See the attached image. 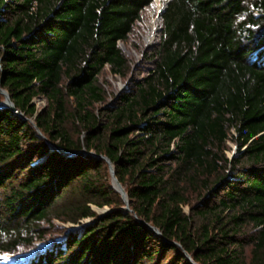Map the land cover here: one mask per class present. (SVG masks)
Returning a JSON list of instances; mask_svg holds the SVG:
<instances>
[{
  "label": "trees",
  "instance_id": "trees-1",
  "mask_svg": "<svg viewBox=\"0 0 264 264\" xmlns=\"http://www.w3.org/2000/svg\"><path fill=\"white\" fill-rule=\"evenodd\" d=\"M151 2L0 0V104L36 124L0 107V254L98 219L5 264H264V0H169L147 74L97 107Z\"/></svg>",
  "mask_w": 264,
  "mask_h": 264
},
{
  "label": "rangeland",
  "instance_id": "rangeland-1",
  "mask_svg": "<svg viewBox=\"0 0 264 264\" xmlns=\"http://www.w3.org/2000/svg\"><path fill=\"white\" fill-rule=\"evenodd\" d=\"M154 0L145 6L141 11V17L137 20L133 26L132 31L129 33L128 37L124 41H120L119 46L122 49L124 55L126 56L129 64L128 70L125 74H117L112 72L110 66L106 65L101 73L98 75L99 84L106 91V99L103 103L97 104V107L102 108L108 106L116 100V96H119L125 91H129L135 87V80L145 76L150 69L152 63L148 57V54L156 49L158 42L160 40V32L162 27V12L158 11L156 13V18L161 15L158 21V31L156 33V38L153 43L147 44L145 42V35L148 30V23L152 20V15L150 13V7L152 6ZM168 3L169 0H166ZM168 5V4H167ZM164 6V5H163ZM167 7V6H166ZM165 7V8H166ZM163 8V7H162ZM161 8V9H162ZM37 104L38 109L41 111L45 105L46 101L44 97H39L34 100ZM239 145L237 142L229 139L227 142L225 152L228 157L235 158L238 155ZM110 185H112V178H110ZM92 208L96 211L99 216H102V212L97 208L104 209L110 208L97 207L95 205ZM185 212H190V206L184 207ZM92 218L81 219L78 223H72L70 221H61L58 219L53 220V227L49 228V232L46 234L45 240L36 239L31 246H21L18 248L16 253L13 254H0V264L9 263L14 260L15 257L21 254L30 253L37 247L43 246L45 241L48 242L55 238H61L65 233L70 231L76 232L81 230L86 225L91 224Z\"/></svg>",
  "mask_w": 264,
  "mask_h": 264
},
{
  "label": "water",
  "instance_id": "water-1",
  "mask_svg": "<svg viewBox=\"0 0 264 264\" xmlns=\"http://www.w3.org/2000/svg\"><path fill=\"white\" fill-rule=\"evenodd\" d=\"M167 2L165 3L164 7L162 8V10L160 12H162L165 7L167 6ZM161 16V15H160ZM2 94L4 95V101L2 104H0V107H6V108H10L12 111H14L17 115L23 117L24 119H28L27 117H25L24 113L21 112L16 106L15 104L13 103V101L11 100V97H10V94L8 93V91L2 89ZM31 123H33L35 126V120L34 118H30L28 119ZM39 133H41L39 131ZM85 152V151H84ZM88 154H91V155H96L94 152H87ZM100 158L106 160V162L108 163L109 165V170H110V174H111V178H112V188L115 189L117 192H119L121 194V197L124 201V207L123 209L125 211H129V212H132V209L130 207V200H129V197H128V194L125 190V188L123 187V185L121 184V182L118 180L117 176H116V171H115V166L113 164V162H111V160L107 157V156H104V155H99ZM99 211L102 212V216L107 214L108 212H110L112 209L111 208H104V209H100V208H97ZM97 218H92V221L93 222H97ZM91 222V223H93ZM149 228L150 229H153L156 231V233H161L157 228H155L154 226H151L149 225ZM186 256L188 257V259L190 260L191 264H198L197 262H195L192 258V256L188 253H186Z\"/></svg>",
  "mask_w": 264,
  "mask_h": 264
},
{
  "label": "bare ground",
  "instance_id": "bare-ground-1",
  "mask_svg": "<svg viewBox=\"0 0 264 264\" xmlns=\"http://www.w3.org/2000/svg\"><path fill=\"white\" fill-rule=\"evenodd\" d=\"M166 0H154L152 3V6L150 7V13L152 15V20L151 22L148 23V30L147 33L145 35V42L147 44L153 43V41L156 38V33L158 31V21L160 18V14L159 17L156 18V13L158 11H161L162 7H164L163 5H165Z\"/></svg>",
  "mask_w": 264,
  "mask_h": 264
}]
</instances>
